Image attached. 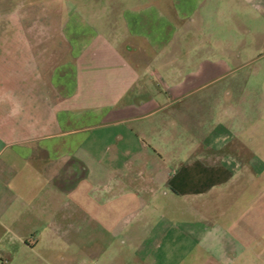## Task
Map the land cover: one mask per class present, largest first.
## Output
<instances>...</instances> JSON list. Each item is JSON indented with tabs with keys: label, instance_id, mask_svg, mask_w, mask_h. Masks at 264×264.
Instances as JSON below:
<instances>
[{
	"label": "crops",
	"instance_id": "obj_1",
	"mask_svg": "<svg viewBox=\"0 0 264 264\" xmlns=\"http://www.w3.org/2000/svg\"><path fill=\"white\" fill-rule=\"evenodd\" d=\"M111 1L94 15L100 25L78 11L66 17L60 44L32 61V79H21L25 91L13 74L0 76V87H9L0 108V203L5 192L28 203L32 192L49 191L62 229L75 220L79 175L86 206L122 233L136 211L159 197L188 200L186 210L205 212L197 202L203 197L264 175L263 161L251 153L253 140L241 136L249 129L234 125L248 120V105L259 96L204 90L239 70L234 59H221L217 50L200 55L195 46L187 53L196 69L181 67L183 40L199 14L224 15L233 1L127 0L132 4L122 10ZM242 190L233 192L242 196ZM251 195L249 202L214 205L215 225L176 223L205 248L202 264H264V189ZM173 226L166 220L154 226L148 239L155 243L141 246L140 255L156 252Z\"/></svg>",
	"mask_w": 264,
	"mask_h": 264
},
{
	"label": "rangeland",
	"instance_id": "obj_2",
	"mask_svg": "<svg viewBox=\"0 0 264 264\" xmlns=\"http://www.w3.org/2000/svg\"><path fill=\"white\" fill-rule=\"evenodd\" d=\"M106 1L0 0V76L13 74L19 79L15 83L19 84L18 90L25 91L27 84L26 87L23 86L21 79H32L36 75L32 61L36 59L35 61L39 62L40 58L44 59L41 54L45 49L49 53L48 49L60 44L57 32L63 29L66 17L78 11L91 17L95 25H100L102 20L98 19L102 18H96L94 15L102 12ZM115 1L117 3L111 1L114 4L109 5L118 7V10L132 4L127 0ZM232 1L230 7H226L224 15L208 16L209 10L199 14L193 34L183 40L186 48V66L181 67L196 69L191 67L193 63L189 60L190 52L187 53V50L195 46L202 47L200 55L207 50H217L221 59H234V67L239 70L224 80L208 84L204 90L248 91L253 92L254 96H259L248 105V120L236 122L234 125L249 129L241 132L242 139L253 140L251 153L264 164V0ZM217 8L215 7V10ZM210 10L214 11V7ZM33 48L38 52L36 56L32 53ZM63 48L66 47L63 45ZM27 64H30V67ZM1 89H4L3 92ZM6 89L9 87L3 83L0 87V108L5 106L6 100L2 94ZM6 153L8 154V151ZM81 179L79 175L76 188L78 204L71 211L75 220L69 221L67 234L64 227L62 229L59 223L54 222L60 210L52 205L53 195L49 191L40 197L38 192H32L27 196L28 203L16 200L5 192V202L0 203V212L6 214L0 221V264H202L203 256L200 257V254H204L205 248H202V244L187 240L184 237V229L176 227V223L185 221L215 225L220 211L214 217V205L218 210L219 206L234 202H249L251 196L253 197L251 191L256 194L259 189H264L262 175L258 181L254 179L249 182V179H246L238 184V188L244 189L242 196L239 191L233 192L237 189L235 185L217 190L218 192L215 191L197 201L206 205V213L202 210L203 207H200V210H186L188 200H178L175 197L165 200L159 197L156 203L141 214L136 211L132 226L122 233L121 229H107L103 225L101 212H92L91 208L86 206ZM26 205L30 208L29 211L25 210ZM18 216H22L23 220L13 221L18 219ZM163 220L171 221L174 226L164 239L156 242V252L150 256H141L138 249L144 245L153 247L155 242L149 241V233ZM212 234H218L217 227ZM191 251L194 252L193 255Z\"/></svg>",
	"mask_w": 264,
	"mask_h": 264
}]
</instances>
